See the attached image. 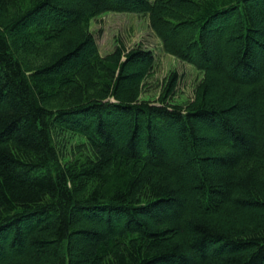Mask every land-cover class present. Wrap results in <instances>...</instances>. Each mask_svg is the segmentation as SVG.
Instances as JSON below:
<instances>
[{
    "label": "trees",
    "instance_id": "16d2710c",
    "mask_svg": "<svg viewBox=\"0 0 264 264\" xmlns=\"http://www.w3.org/2000/svg\"><path fill=\"white\" fill-rule=\"evenodd\" d=\"M263 3L0 0V264H264ZM107 12L203 73L192 100L176 72L142 100L156 58L101 56Z\"/></svg>",
    "mask_w": 264,
    "mask_h": 264
},
{
    "label": "rangeland",
    "instance_id": "374dc122",
    "mask_svg": "<svg viewBox=\"0 0 264 264\" xmlns=\"http://www.w3.org/2000/svg\"><path fill=\"white\" fill-rule=\"evenodd\" d=\"M260 7L258 8L259 10ZM91 31L96 39L101 56L111 54L120 45L125 46L128 50L141 46L153 52L156 63L151 75L143 85L142 100L157 102L166 85V81L175 72L178 75V86L176 94L171 95L169 101L181 104L193 99L194 89L203 79V73L194 66L164 52L162 42L150 27L147 16L107 12L98 16L92 22ZM232 46H234V49L236 48L234 44ZM198 127L201 129V135L206 139L213 140L216 138L215 134L207 127L202 125ZM56 135L54 136V142L59 148L58 151L62 160L72 158L74 156L72 154L73 150H76L79 145L85 142L78 135L68 133L63 135V132H59Z\"/></svg>",
    "mask_w": 264,
    "mask_h": 264
}]
</instances>
